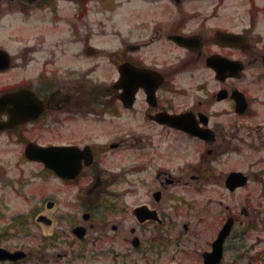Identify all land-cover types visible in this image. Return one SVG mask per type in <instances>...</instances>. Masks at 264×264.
Here are the masks:
<instances>
[{
  "label": "flooded vegetation",
  "instance_id": "flooded-vegetation-1",
  "mask_svg": "<svg viewBox=\"0 0 264 264\" xmlns=\"http://www.w3.org/2000/svg\"><path fill=\"white\" fill-rule=\"evenodd\" d=\"M122 1L0 0V136L82 199L83 221L65 235L72 250H84L94 227L95 244L109 237L113 248L120 238L131 253H161L190 231L189 219L171 233L185 199L178 190L210 185L215 164L241 148L240 128L259 130L264 40L251 34L254 12L246 26L223 0H147L116 13ZM29 144L63 148L46 165L29 159ZM129 195L136 200L126 209ZM56 204L37 206L36 221L48 226ZM231 233L217 264L227 261Z\"/></svg>",
  "mask_w": 264,
  "mask_h": 264
},
{
  "label": "rangeland",
  "instance_id": "rangeland-1",
  "mask_svg": "<svg viewBox=\"0 0 264 264\" xmlns=\"http://www.w3.org/2000/svg\"><path fill=\"white\" fill-rule=\"evenodd\" d=\"M188 1L179 0L177 5H194ZM210 3L212 0H209ZM157 5L172 7L173 2L161 0ZM147 6V0H123L115 12L121 13L127 7ZM221 6L227 8L229 16L235 13L240 17L246 26L251 18L249 13L254 12V30L251 34L264 40V15L260 16L264 0H223ZM105 22L110 24L113 19ZM260 108L259 130L254 125L240 128L241 148L238 151L230 150L225 154L226 158L215 164L210 185L200 189L193 182L191 185L195 189L178 190L185 199L179 204V225L175 230L171 229V233H177L182 221L189 223V219L190 231L183 232L178 244L170 242L165 244L167 246L163 245L166 250L161 253L157 252V248L148 254L131 253L127 251L129 245L120 238L113 239V248H110L112 238L109 237L95 244L92 238L97 231L94 227L89 231L84 250H72L67 246L65 235L73 222L83 221L82 199L77 200L69 191H60L61 184L54 176L42 171V165L27 161L21 154L23 144L0 136V245L9 250L22 249L26 253L24 258L0 260V264H193V255H197L198 261L201 259L197 254L198 249L208 245L209 236L216 234L230 214L235 217V223L226 245L225 264H264L258 255L264 258V182L260 180V175L264 177V103ZM258 131L262 134L259 135ZM230 170L249 174V181L234 191L227 190L223 181ZM134 197L128 196L126 209L132 206L136 200ZM55 198L57 206L48 211L51 223L47 226L36 221V210L44 209L37 206ZM241 207L246 208V215L240 212ZM118 214L109 213L106 217L115 219ZM99 220V215L93 212L88 222L96 225ZM164 241H167L166 237ZM193 243L196 250L192 256L179 251L190 249ZM78 246L80 243L75 240L74 248Z\"/></svg>",
  "mask_w": 264,
  "mask_h": 264
},
{
  "label": "water",
  "instance_id": "water-1",
  "mask_svg": "<svg viewBox=\"0 0 264 264\" xmlns=\"http://www.w3.org/2000/svg\"><path fill=\"white\" fill-rule=\"evenodd\" d=\"M52 148L56 147H41L35 144H29L26 148V154L29 158L39 159L48 165L49 157L47 156L48 152L53 150ZM63 147H57L56 149H62ZM247 181L246 176L239 171L230 172L225 180L227 187L232 190L236 186L243 185ZM233 223L232 217H229L222 228L219 230L217 238L213 242L212 251H207L204 253L203 264H215L219 261L222 253V243L227 234L230 232L231 226ZM80 227H77V229ZM83 230V229H82ZM24 252L17 250L14 252L8 251L5 248L0 247V259H17L23 257Z\"/></svg>",
  "mask_w": 264,
  "mask_h": 264
}]
</instances>
